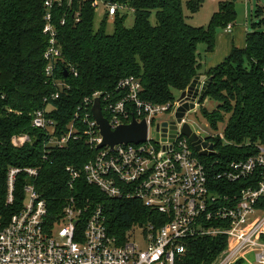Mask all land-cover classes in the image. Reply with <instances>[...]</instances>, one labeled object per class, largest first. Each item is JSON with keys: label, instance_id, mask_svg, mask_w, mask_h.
I'll return each instance as SVG.
<instances>
[{"label": "trees", "instance_id": "trees-1", "mask_svg": "<svg viewBox=\"0 0 264 264\" xmlns=\"http://www.w3.org/2000/svg\"><path fill=\"white\" fill-rule=\"evenodd\" d=\"M91 1L54 4L62 52L56 75L65 87L59 97L51 99L55 87L47 81L43 59L45 0H0V223L6 224L24 199L26 178L19 175L14 200L6 203V170L36 166L35 186L46 201L50 221L59 216L70 195L82 203L88 199L90 205H102L109 232L123 240L131 226L158 219L156 213L137 199L108 197L82 177L69 188L66 167H82L95 150L81 135L63 148L44 152L45 133L31 125L32 112L47 107L48 117L66 131L72 122L81 125L74 114L85 97L95 91L115 93L125 76L139 79L142 99L161 104L175 99V91L181 93L196 76L204 75L209 82L196 108L211 127L225 121V142L208 137L214 154L199 157L209 166L217 162L212 169L245 158L255 151L256 143H264V9H255L245 47L232 46L222 62L204 70L203 60L214 50L216 34L236 21L235 0L218 1L208 23L201 26L186 22L182 0H101L133 13L132 25L126 26V15L117 11L111 32L106 31V13L95 26ZM203 1L185 0V10L193 14ZM212 102L213 108L204 106ZM19 133L28 134L31 141L15 148L10 138ZM224 246L225 237L220 235L192 239L176 264H211Z\"/></svg>", "mask_w": 264, "mask_h": 264}, {"label": "built area", "instance_id": "built-area-1", "mask_svg": "<svg viewBox=\"0 0 264 264\" xmlns=\"http://www.w3.org/2000/svg\"><path fill=\"white\" fill-rule=\"evenodd\" d=\"M63 1L81 0L44 2V74L55 87L51 99L59 97L65 87L56 75L62 52L53 15L54 4ZM99 4L108 17L126 10L117 3L91 1L95 9ZM231 29L230 23L224 28ZM141 90L139 79L125 76L118 81L115 93L95 91L83 99L74 114L80 126L72 122L66 131L59 130L56 121L48 117L47 107L32 112L31 125L45 133L44 152L65 147L71 138L86 137L95 151L82 167H66L67 186L72 188L82 177L108 197L141 201L158 218L138 225L144 233L143 246L130 239L132 226L123 240L111 234L102 205H90L88 199L82 203L70 195L59 216L50 221L46 201L35 186L39 167L10 166L5 175L7 204L14 200L17 177L22 175L26 180L20 210L6 224L0 223V264H176L190 240L219 235L225 237V246L211 264H242L247 257L264 264V143H256L255 151L247 157L212 169L217 162L205 163L199 156L206 155H200L181 131L188 111L177 122L173 136L169 128L164 135L161 126L157 129V124L176 119L182 101L175 98L152 103L141 98ZM97 96L112 129L129 123L132 117L138 121L144 118L145 140L97 148L101 136L91 113ZM163 114L169 119L155 120ZM195 133L201 141L207 140ZM30 141L26 133L10 138L15 148Z\"/></svg>", "mask_w": 264, "mask_h": 264}, {"label": "water", "instance_id": "water-1", "mask_svg": "<svg viewBox=\"0 0 264 264\" xmlns=\"http://www.w3.org/2000/svg\"><path fill=\"white\" fill-rule=\"evenodd\" d=\"M208 82L209 79H203L198 75L192 80L187 89L180 93L178 100L182 101V103L177 108V111L175 113L176 119L170 121L169 123L167 121H163L160 124H157V129L159 128V126H161L163 135L166 133L168 128L171 132V136L174 135L177 129V122H180L185 113L189 110L194 109L196 104L200 102V99L202 98L204 89ZM184 99H191V102L183 101ZM91 113L93 119L96 121L99 129V134L101 136V141L97 144V148L105 145L113 147L115 144L120 143H139L146 138L147 124L144 118L138 121L135 117H132L129 123L120 124L112 129L107 118L102 113L100 98L98 96L94 98L91 107ZM181 131L188 137L194 149L200 155L214 154L213 143L208 142L207 140L201 141L198 135L194 131H192L187 122H184L182 124ZM202 147L204 149H201Z\"/></svg>", "mask_w": 264, "mask_h": 264}, {"label": "rangeland", "instance_id": "rangeland-1", "mask_svg": "<svg viewBox=\"0 0 264 264\" xmlns=\"http://www.w3.org/2000/svg\"><path fill=\"white\" fill-rule=\"evenodd\" d=\"M182 4L184 7V13L187 15L186 22L193 26H201L206 25L209 21V18L213 11L215 9V4L212 0H204L202 6L200 9L190 14L185 10V0H182ZM257 6L262 7L264 9V0H235L234 7L236 10V21L235 23L242 26H246L247 31L250 29V23L251 19H254V11L257 8ZM123 14L126 15L124 24L126 26H131L133 23V13L126 10H121ZM104 15V8L102 5H98V7L95 9V19L94 24L97 27L100 23V20L102 19ZM151 22H155V18L152 15L150 18ZM113 29V23H112V17H109L106 24V31L111 32ZM205 79V78H204ZM179 92H174V98L179 97ZM215 104L212 103H205L204 106L208 109L213 108ZM169 119V116L167 114H163L161 116L155 117V120L159 119ZM186 122L188 125L192 128L193 131L198 132L200 135L204 137H209L213 139H219L223 143L225 142L224 135H223V126L225 121L218 122L216 127H211L206 119L203 117V115L200 113L199 108H195V110H189L186 116ZM131 240H135L143 246L144 241V233L143 229H141L138 225H134L129 230V234ZM249 261H245V263L242 264H249ZM251 263V262H250Z\"/></svg>", "mask_w": 264, "mask_h": 264}, {"label": "crops", "instance_id": "crops-1", "mask_svg": "<svg viewBox=\"0 0 264 264\" xmlns=\"http://www.w3.org/2000/svg\"><path fill=\"white\" fill-rule=\"evenodd\" d=\"M215 4V9L218 5V1L221 0H212ZM232 29L230 31H225L221 29L216 34L215 47L212 52L206 53L204 57V70L209 69L220 62H222L225 57L229 54L232 46L238 48L245 47V36H246V26L238 25L235 22L231 23ZM203 79L204 75H200ZM249 261V264H258L254 263L250 257H247L245 261ZM245 261L243 263H245ZM251 262V263H250Z\"/></svg>", "mask_w": 264, "mask_h": 264}]
</instances>
